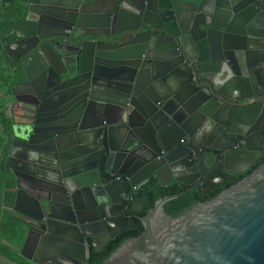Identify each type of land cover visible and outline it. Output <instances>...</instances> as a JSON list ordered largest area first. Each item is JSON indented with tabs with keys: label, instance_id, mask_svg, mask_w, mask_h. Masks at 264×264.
Segmentation results:
<instances>
[{
	"label": "water",
	"instance_id": "95a60500",
	"mask_svg": "<svg viewBox=\"0 0 264 264\" xmlns=\"http://www.w3.org/2000/svg\"><path fill=\"white\" fill-rule=\"evenodd\" d=\"M19 1L0 38L20 71L1 103L2 207L22 231L6 247L24 264H85L174 182L182 193L103 264H264V162L163 211L264 155V0Z\"/></svg>",
	"mask_w": 264,
	"mask_h": 264
},
{
	"label": "trees",
	"instance_id": "16d2710c",
	"mask_svg": "<svg viewBox=\"0 0 264 264\" xmlns=\"http://www.w3.org/2000/svg\"><path fill=\"white\" fill-rule=\"evenodd\" d=\"M4 110H0V151L4 145V141L2 135H7L9 125L8 121L6 120ZM3 128V130H1ZM264 131V130H263ZM264 162V155L260 161L254 164V166L247 171L245 174L235 178L232 181H229L222 186L218 187L214 191L210 192L207 195L200 196L196 190H191L182 196L173 199L163 205V211L167 216L172 218H176L180 215H183L188 210L193 208L194 206L205 203L211 199H213L217 194L221 191L227 189L228 187L232 186L233 184L237 183L241 180L244 176H247L257 168L260 164ZM14 180L13 176L10 172L6 170L0 169V215H2V219L0 220V255L10 258L13 262H18V256L10 251L5 245L4 241L9 238L11 234H18L21 237L22 231L19 230L18 225L13 217L10 216V213L6 210H3L2 207V200H3V191L5 190V203L4 208L6 209L12 201V192L11 189L13 188ZM182 190L180 189L177 183H171L167 187H157L151 190L147 197L145 206L141 213L137 215V217H132L133 225L132 228L126 230L125 232L119 234L112 240H110L105 247L100 250L99 252H90L89 258L86 264H103L111 254L120 247L124 242L129 241L133 238H136L141 235L143 232V227L140 222V218L144 217L147 212L153 208L156 201L161 200L166 197H171L174 195L181 194Z\"/></svg>",
	"mask_w": 264,
	"mask_h": 264
},
{
	"label": "flooded vegetation",
	"instance_id": "af4514ba",
	"mask_svg": "<svg viewBox=\"0 0 264 264\" xmlns=\"http://www.w3.org/2000/svg\"><path fill=\"white\" fill-rule=\"evenodd\" d=\"M20 5L22 6V3H20L19 0H14L13 5H12V0H0V38L9 29L11 19H12L11 15L13 12L18 13V10L21 8ZM19 74H20V71L19 69H17V66L10 64L9 60L3 53L2 48L0 47V110H3L2 109L3 104H1L3 100L2 96L6 95L5 88L8 84V80L11 78L12 75L19 76ZM11 165L13 167H17V165L14 163H11ZM0 169L10 172L9 168L6 166L5 163H0ZM137 215H135V217H137ZM23 254L29 258L35 257L34 254L30 252L29 246L23 251ZM18 263L24 264L25 261L22 257L18 256Z\"/></svg>",
	"mask_w": 264,
	"mask_h": 264
},
{
	"label": "crops",
	"instance_id": "0c3cea01",
	"mask_svg": "<svg viewBox=\"0 0 264 264\" xmlns=\"http://www.w3.org/2000/svg\"><path fill=\"white\" fill-rule=\"evenodd\" d=\"M173 183V182H172ZM16 221V220H15ZM16 224L18 225L19 227V230H20V226L19 224L16 222ZM4 245L7 246L9 245L11 247L12 250H16L18 251V249H20V245H21V237L18 236V234H11L9 236V238H7L5 241H4ZM1 256V255H0ZM0 264H2V260L0 261Z\"/></svg>",
	"mask_w": 264,
	"mask_h": 264
}]
</instances>
